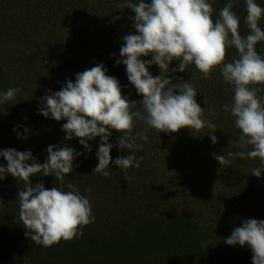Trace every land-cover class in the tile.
Wrapping results in <instances>:
<instances>
[{
	"label": "trees",
	"instance_id": "16d2710c",
	"mask_svg": "<svg viewBox=\"0 0 264 264\" xmlns=\"http://www.w3.org/2000/svg\"><path fill=\"white\" fill-rule=\"evenodd\" d=\"M125 2L0 0V92L21 89L0 105V150H30L41 163L47 161L50 145L82 153L63 188L67 191V184H74L90 200L95 217L82 228V237L51 247L37 245L19 219L17 199L23 183L5 174L0 180V264H253L249 246L224 241L247 219L264 220V165L259 158H229L224 165L214 158L213 154L227 157L228 152L243 150L237 147L242 133L223 107L233 104V86L223 80L220 68L207 79L195 65L172 72L179 68L174 60L167 74L173 83L183 78L194 85L197 102L205 109L203 118L216 125L218 143H212L207 127L196 133L188 128L178 133L149 129V141L137 138L140 147L132 150L137 158L143 157L140 167L121 170L114 161L128 150L119 148L120 133L110 130L113 161L106 169L108 177L93 174L100 137L89 141V152L79 138L65 141L66 120L39 114L42 97L61 90L68 80L75 82L78 73L97 64L119 80L125 97L143 99L128 80L126 66L116 63L122 59L123 37L135 31L132 10L118 7ZM209 2L216 19L229 0ZM256 3L264 7V0ZM233 11L240 18L241 35H247L246 0H233ZM259 26L264 30V18ZM256 51L264 56V41L257 43ZM238 55L230 48L226 62ZM149 71L161 74L155 64ZM259 94L264 96V90ZM144 127L138 124L132 134ZM0 165L7 167L2 156ZM257 167L262 171L259 178L251 175ZM125 175L131 177L130 183ZM31 180L48 189L61 187L54 175L36 174ZM89 187L91 193L86 191Z\"/></svg>",
	"mask_w": 264,
	"mask_h": 264
},
{
	"label": "clouds",
	"instance_id": "9594fccd",
	"mask_svg": "<svg viewBox=\"0 0 264 264\" xmlns=\"http://www.w3.org/2000/svg\"><path fill=\"white\" fill-rule=\"evenodd\" d=\"M118 7L132 10L134 16L130 19L134 20L135 31L123 37L122 59L116 63L126 66L128 80L143 99L131 101L125 97L119 80L108 75L103 64L78 73L75 82L68 80L61 90L41 98L39 114L67 121L62 125L65 141L79 138V143L91 152L89 141L101 138L93 174L110 175L106 170L113 161L110 130L120 133L119 148L128 150V154L114 161L121 170L140 167L143 157L137 158L132 150L140 147L137 138L149 141V129L178 133L188 128L196 133L207 127L211 130L208 135L212 143H218L214 134L216 125L203 118L205 109L197 102L194 85L183 78L177 83L168 78L174 60L179 61V68H171L172 72H184L188 65H195L204 78L211 79V73L220 68L223 80L233 86V104L230 108L223 107L231 112L235 127L242 133L237 147L243 150L228 152L227 157L213 154L214 158L221 165L228 164L229 158H259L264 165V96L259 94L264 89L255 87L264 86V56L256 51L257 43L264 41V30L259 26L264 7L256 0H246L247 35L240 33L241 21L233 11V0L220 10L216 19L209 0H138L137 3L126 0ZM230 48H235L239 55L226 62ZM149 55L152 59H142ZM153 64L161 69L159 76L149 71ZM20 91L9 88L0 92V105L13 100ZM140 123L145 125L144 129L133 135V129ZM47 153V161L41 163L30 150H0V156L7 160V167L0 165V180L11 174L23 183L17 200L19 219L28 230L25 234L37 245L51 247L61 240L82 237V228L93 223L95 217L90 200L74 184L68 183L67 191L63 188L65 176L74 171V160L82 153L57 145H50ZM261 173L259 167L251 170V175L258 178ZM36 174L54 175L61 187L48 189L42 182L33 184L31 177ZM125 179L131 182V177L125 175ZM86 191L91 193L92 189ZM224 242L249 246L253 264H264V220L247 219Z\"/></svg>",
	"mask_w": 264,
	"mask_h": 264
}]
</instances>
